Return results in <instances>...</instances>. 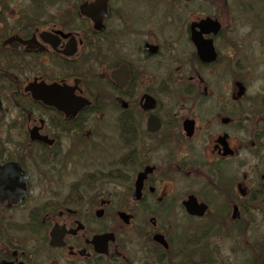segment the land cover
I'll use <instances>...</instances> for the list:
<instances>
[{
  "label": "flooded vegetation",
  "instance_id": "flooded-vegetation-1",
  "mask_svg": "<svg viewBox=\"0 0 264 264\" xmlns=\"http://www.w3.org/2000/svg\"><path fill=\"white\" fill-rule=\"evenodd\" d=\"M251 10L0 0V264H264Z\"/></svg>",
  "mask_w": 264,
  "mask_h": 264
},
{
  "label": "rangeland",
  "instance_id": "rangeland-1",
  "mask_svg": "<svg viewBox=\"0 0 264 264\" xmlns=\"http://www.w3.org/2000/svg\"><path fill=\"white\" fill-rule=\"evenodd\" d=\"M250 1L253 7L255 8V11H252V10L248 12L246 11L245 13H243L244 18L246 19L247 22H250L253 25L259 26L264 21V11L260 8L261 3L259 0H250ZM261 35L262 37H264V30L263 32H261V30L260 31L255 30L250 36L251 37H261ZM255 220H256L255 223L251 227H249V230L246 231L245 235L248 236L249 239H252L256 242H259V241L263 242L264 241V213H259V214L257 213L255 215ZM232 244L233 243L230 242V243H225L223 245V249H222L223 264H234V262L238 260L241 261L243 259V256H242L243 253H241V251L238 255H236V257L234 256V254L231 251ZM235 264H237V262Z\"/></svg>",
  "mask_w": 264,
  "mask_h": 264
}]
</instances>
